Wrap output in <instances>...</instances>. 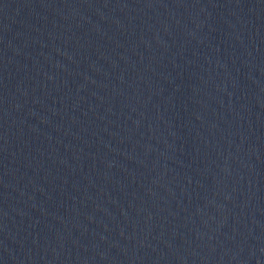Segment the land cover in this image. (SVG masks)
Segmentation results:
<instances>
[{"label": "water", "instance_id": "95a60500", "mask_svg": "<svg viewBox=\"0 0 264 264\" xmlns=\"http://www.w3.org/2000/svg\"><path fill=\"white\" fill-rule=\"evenodd\" d=\"M0 264H264V0H0Z\"/></svg>", "mask_w": 264, "mask_h": 264}]
</instances>
